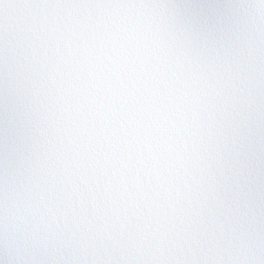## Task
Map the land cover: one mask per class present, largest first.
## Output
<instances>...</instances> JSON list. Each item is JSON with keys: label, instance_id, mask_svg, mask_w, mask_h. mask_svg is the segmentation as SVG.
Instances as JSON below:
<instances>
[{"label": "snow or ice", "instance_id": "1", "mask_svg": "<svg viewBox=\"0 0 264 264\" xmlns=\"http://www.w3.org/2000/svg\"><path fill=\"white\" fill-rule=\"evenodd\" d=\"M0 264H264V0H0Z\"/></svg>", "mask_w": 264, "mask_h": 264}]
</instances>
